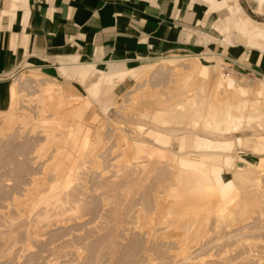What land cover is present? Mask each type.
Returning a JSON list of instances; mask_svg holds the SVG:
<instances>
[{"label":"rangeland","instance_id":"374dc122","mask_svg":"<svg viewBox=\"0 0 264 264\" xmlns=\"http://www.w3.org/2000/svg\"><path fill=\"white\" fill-rule=\"evenodd\" d=\"M239 10L254 26L264 28L259 0H238L237 15ZM213 13L214 26L203 35L201 50L192 54L209 53L215 60L176 59V67H163L166 63L159 59L150 61L147 64L155 65L146 75L128 88L114 86V95L89 94L88 86L100 75L89 76L81 86L52 81L40 69L24 65L9 76L21 78L10 79L18 86L17 98H10L12 105L0 113V264H264V148L253 150L257 137L264 136V50L246 41L236 15L226 20V15ZM221 17L227 27L223 33L215 26ZM192 61L217 65L209 75H202ZM228 76L254 86L244 94H233L232 100L246 101L248 109H234L237 122L224 132L227 140L243 138L250 143L244 140L231 150L215 152L234 160L233 168L222 164L233 180V190L221 201L233 194L234 202L228 209L229 202L223 203L226 206L220 202L219 213L214 211L219 207L215 199L209 209L201 199L180 203L169 195L177 183L173 155L197 159L210 152L187 150L186 132L171 135L164 146L146 130L156 128L155 113L163 116L164 128L188 130L189 114L196 106L206 110L208 102L216 103L214 81ZM48 84L56 88L58 99L45 93ZM259 87L260 94L254 91ZM83 103H88L84 114L71 112ZM179 103L186 106H178L184 110L172 118L169 112ZM209 117L200 116L190 128L219 139L218 117L211 118L216 125ZM137 141L162 155L134 151ZM238 169L244 170L245 178L235 176ZM212 207L216 208L209 212Z\"/></svg>","mask_w":264,"mask_h":264},{"label":"crops","instance_id":"0c3cea01","mask_svg":"<svg viewBox=\"0 0 264 264\" xmlns=\"http://www.w3.org/2000/svg\"><path fill=\"white\" fill-rule=\"evenodd\" d=\"M259 2L264 7V0ZM237 7L238 0H0V113L11 105L10 79L16 74L9 76L24 65L81 86L100 75L88 86L89 94L98 96L128 88L155 65L150 61L216 59L192 54L214 26L213 12L226 20L236 15L246 41L264 50V28L254 26L244 10L237 15ZM215 26L227 30L222 17ZM229 176L223 170L216 177L222 197L233 190Z\"/></svg>","mask_w":264,"mask_h":264},{"label":"bare ground","instance_id":"6f19581e","mask_svg":"<svg viewBox=\"0 0 264 264\" xmlns=\"http://www.w3.org/2000/svg\"><path fill=\"white\" fill-rule=\"evenodd\" d=\"M207 55V54H206ZM211 55V54H210ZM205 56V55H203ZM214 56V55H213ZM176 57V56H175ZM180 57V56H179ZM183 57V56H182ZM181 58V57H180ZM205 58V57H204ZM212 58V57H211ZM176 59L179 60V58H164L162 59L161 61H163L164 63H166L165 65H163V67H165L166 65H169L171 67H176ZM214 59V58H212ZM184 60V59H183ZM215 60V59H214ZM180 61H182V59H180ZM162 63V64H164ZM196 66L198 67V71L202 74V75H209L210 72H211V68H214L216 67L215 65H217L216 63H213L214 65L210 66V65H204L202 63H195ZM188 65V64H187ZM32 68V66H31ZM192 68V67H191ZM190 68V69H191ZM175 69V68H174ZM172 68V71L174 70ZM22 72V71H21ZM18 73V74H21ZM174 72V71H173ZM29 77V76H28ZM40 77V76H39ZM18 78H21V76H17V74L15 76H13V80H17ZM23 78V77H22ZM33 78V77H32ZM35 78V77H34ZM42 78V77H41ZM50 80L52 81H55L54 79H52L51 77H48ZM225 78V77H224ZM223 77L222 78H217L215 79L214 81V84L213 86L215 87V91H217L216 94H220V97H218L216 94L215 96L213 94L210 93L211 97L214 96V98H216V103L214 102L215 99L214 98H211L210 97V100L214 99L211 104V101H210V105H209V102H208V105L206 108V110L202 109V107H195V109L193 110V113L192 114H189L191 119H190V122H195L200 116H205V114H207L208 116H211V118L213 119L214 117H218V119H216L218 121V124L216 123L215 120H211V118L209 117V119L211 120L210 123L213 121L215 122V125L217 124L218 128L220 129L219 131H221V135L219 139H209L207 137H205L204 135L202 136L201 135V131L198 132L197 131H194V129H191L190 128V122L188 121V125H189V129L186 130V129H179V126L178 128L174 127V128H171V129H166L164 128V126H162V123H163V116H161V113H155L154 116H153V119H154V125L156 128H152V129H147L146 130V134L147 136H150L153 140H155L157 142V144H163L164 146L166 144H168L170 142V139H171V135H176L177 137H179V135L183 132H186L187 134V150H195V151H198L201 153L202 152H210V153H207L206 155H202L200 156V158H193L191 157L190 155H181V156H177V155H173V160L175 161V165L177 166V171H176V179L174 180L176 182L177 180V183L175 184V186L173 187V189L171 188V191L169 193V195L172 196V194L174 196H176L178 202L182 203V202H186V201H189L190 199L191 200H194L196 198L198 199H201L203 201L206 202L207 206L209 205L210 201L215 199V203L216 201L219 203V207L217 210H215L214 208L216 207H212L211 210H208L209 212L210 211H214L216 212H221L223 211V207L221 206L220 207V202L223 201L224 199L222 198L220 192H219V186H218V182H217V176H220L221 173L223 172V166L222 164L223 163H226L227 165H229V167L233 168L234 166V160H233V156H227V155H221L222 153H215V152H224V151H227V150H231L235 145H241L243 144L244 140H247V139H243V138H237L235 141L234 140H227V138L225 137L224 135V132H227L229 129L231 130V125H233V122L236 121V114L234 113V109H239L244 111L245 109H248L246 108L247 107V103L246 101H242V100H232V96L233 94H244L246 93L247 91H250L252 86L253 85V82L249 81V82H242V81H245V80H237L236 78H232V77H227L224 79ZM36 79V78H35ZM43 79V78H42ZM28 80V79H27ZM26 80V81H27ZM123 80V79H122ZM18 81V80H17ZM38 81V80H37ZM29 82V81H28ZM40 82V81H38ZM121 82V81H120ZM15 83V82H13ZM12 83V87H11V100L15 99L18 91L16 89V87L18 86H14V84ZM22 83H24L22 81ZM42 83V82H41ZM44 83V82H43ZM122 83V82H121ZM18 84V83H17ZM261 84V83H260ZM40 86V85H39ZM43 86V85H42ZM45 86V85H44ZM50 85L48 84L47 85V88L45 89L46 92L43 90V93H48V96L49 97H55L57 96V92H56V88L54 89L53 87H49ZM41 87V86H40ZM39 87V88H40ZM43 88V87H42ZM45 88V87H44ZM43 88V89H44ZM254 89V88H253ZM257 89V88H256ZM254 90V91H260V87L258 90ZM58 91V90H57ZM21 92H22V89H21ZM63 93V91H62ZM213 93V92H212ZM215 93V92H214ZM260 94V92H257ZM29 95V94H28ZM213 95V96H212ZM23 96V95H22ZM58 96H59V93H58ZM61 96V95H60ZM224 96V97H222ZM237 96V95H236ZM235 96V97H236ZM239 96V95H238ZM64 97V96H63ZM234 97V96H233ZM17 98V97H16ZM57 98V97H55ZM241 98V96H240ZM58 99V98H57ZM56 99V100H57ZM209 99V98H208ZM72 100V99H71ZM21 101V100H20ZM73 101V100H72ZM196 101V100H195ZM203 100H201L200 102L202 103ZM223 105L221 104V102H223ZM50 102V101H49ZM55 102V100H54ZM57 102V101H56ZM59 102V101H58ZM68 102V101H67ZM82 102V101H81ZM206 102V101H205ZM60 103V102H59ZM186 103V102H185ZM185 103H179L178 105L176 104L175 108H172L170 110V115L172 116H178V114H180L181 111L184 110V107L182 109L178 108V106H186ZM204 103V102H203ZM253 103V102H252ZM256 103H259V102H256ZM264 102H262L263 104ZM56 104V103H54ZM198 104V103H197ZM249 105H251L250 103H248ZM12 105V104H11ZM10 105V106H11ZM58 105V104H56ZM200 105V104H199ZM205 105V104H203ZM257 105V104H256ZM19 106V105H18ZM60 106V105H59ZM58 106V108H59ZM74 106V105H73ZM73 106L71 105V107L73 108ZM86 103H83L82 105L80 106H75L73 108V111L71 112H75V113H80L81 111L83 112L86 107ZM195 106V105H194ZM25 107V106H24ZM55 107V106H54ZM60 107H63V106H60ZM67 107V106H66ZM204 107V106H203ZM57 108V107H55ZM245 108V109H244ZM256 108V107H254ZM259 110L258 112L261 113L260 109L264 108L263 105H262V108L259 109V107H257ZM64 109V107L62 108ZM69 109V107H68ZM193 109V108H192ZM214 109V110H213ZM65 110V109H64ZM70 110H72L70 108ZM254 110V109H253ZM42 111V110H41ZM51 111V110H50ZM66 112V111H65ZM70 112V111H69ZM81 112V113H82ZM264 112V110L262 111ZM183 113V112H182ZM191 113V112H190ZM255 113V112H254ZM68 114V113H67ZM84 114V112H83ZM160 114V115H159ZM185 114V113H184ZM183 114V117H185ZM240 114V113H239ZM248 114V113H247ZM81 116H83L82 114H80ZM188 115V116H189ZM193 117H192V116ZM241 115V114H240ZM249 115V114H248ZM12 117V116H11ZM17 117V116H16ZM24 117V116H23ZM251 117V116H250ZM63 118V117H62ZM180 118V117H179ZM214 118V119H215ZM241 118V117H240ZM243 118V117H242ZM259 118V117H258ZM181 119V118H180ZM183 119V118H182ZM207 119V118H206ZM261 119V118H260ZM244 120V119H243ZM14 121V120H13ZM55 121V120H54ZM207 121V120H206ZM4 122V121H3ZM212 122V123H213ZM237 122V121H236ZM235 122V123H236ZM208 124V122H205L204 124ZM209 123V124H210ZM65 124V123H64ZM160 124V125H159ZM194 124V123H193ZM192 124V125H193ZM208 124V125H209ZM241 124V123H240ZM8 125V124H7ZM18 125V124H17ZM58 125V124H57ZM203 125V124H202ZM9 126V125H8ZM197 126V125H193V128ZM207 126V125H206ZM25 127V125L23 126ZM73 127V126H72ZM188 127V126H187ZM215 127V126H214ZM264 127V126H263ZM13 128V127H12ZM20 128V127H19ZM54 128V126H53ZM141 130L144 129L143 126H140L139 127ZM170 128V127H169ZM233 128V127H232ZM237 128V127H236ZM47 129V128H46ZM58 129V128H57ZM73 129V128H72ZM137 129V128H136ZM146 129V127H145ZM144 129V130H145ZM5 130V129H4ZM54 130V129H53ZM59 130V129H58ZM218 130V129H217ZM20 132V131H19ZM53 132V131H52ZM55 132V131H54ZM79 132H81L80 130H78V134H80ZM8 133V132H7ZM76 133V132H75ZM220 133V132H219ZM52 134V133H50ZM54 134V133H53ZM56 134V133H55ZM74 134V133H73ZM231 134V133H230ZM76 135V134H75ZM208 135V134H207ZM260 135V134H259ZM69 137V136H68ZM75 137V136H74ZM73 137V138H74ZM80 137H82L80 135ZM86 137H88V135H86ZM49 139L51 137H48ZM76 138V137H75ZM226 138V139H225ZM69 139V138H68ZM255 139V138H254ZM65 140V139H64ZM80 141H84L83 143H85V138H82L80 139ZM79 141V142H80ZM246 142V141H245ZM252 142V141H251ZM256 142L257 144L254 147L253 150L258 151V150H262L264 148V136L263 135H260L257 137L256 139ZM74 143V142H73ZM78 143V142H75V144ZM246 143H250L247 142ZM23 145V144H22ZM66 145V144H65ZM246 145V144H245ZM14 146V145H13ZM70 146V145H69ZM78 146V145H77ZM244 146V145H243ZM247 146V145H246ZM75 147V146H74ZM125 147V146H124ZM133 149L134 151L136 152H148L150 153L151 155H162V152L161 151H157V149H153L148 143L146 142H142V141H137L135 142V144H133ZM162 147V146H161ZM245 147V146H244ZM250 147V146H249ZM76 148V147H75ZM132 148V147H131ZM132 149V150H133ZM10 151V150H9ZM213 152V153H212ZM260 152V151H259ZM48 153V152H47ZM257 153V152H256ZM70 154V152H69ZM8 155V154H7ZM60 155V154H59ZM58 156V155H57ZM195 156V155H194ZM61 158V157H59ZM68 158V157H67ZM53 159V158H52ZM235 159V158H234ZM54 160V159H53ZM78 160V159H77ZM57 161V160H56ZM59 161V160H58ZM61 161V160H60ZM54 162V161H53ZM68 162V161H66ZM71 162V161H70ZM174 163V162H173ZM56 164V163H55ZM60 165V167L63 165L62 163H58ZM65 164V163H64ZM49 165V164H48ZM52 165V163H51ZM58 166V165H57ZM64 166V165H63ZM172 166V165H171ZM251 167L252 166H255V165H250ZM52 167V166H51ZM66 167V166H65ZM228 167V166H227ZM48 168V167H47ZM58 168V167H57ZM62 168V167H61ZM60 169V168H59ZM64 169V167L62 168ZM60 169V171L62 170ZM176 169V168H175ZM71 170V169H70ZM73 170V169H72ZM65 171V169H64ZM67 171V170H66ZM243 169H238L234 174L236 177H240V178H245V177H242L244 176L245 174L243 173ZM44 172V171H43ZM57 172V170H56ZM62 172V171H61ZM58 173V172H57ZM60 173V172H59ZM247 173V172H246ZM62 174V173H60ZM68 174V173H67ZM255 174V173H254ZM64 176V174H63ZM71 176V175H70ZM69 176V177H70ZM247 176V175H246ZM258 176V174H257ZM230 177V176H229ZM256 177V175H255ZM254 177V178H255ZM61 178V177H60ZM223 178V177H222ZM225 178V177H224ZM238 178V179H240ZM237 179V178H236ZM247 179V178H246ZM252 179V177H251ZM241 181V180H240ZM244 181V180H242ZM229 182V181H227ZM257 182V181H256ZM41 183V182H40ZM55 185V184H54ZM177 185V186H176ZM226 186V185H225ZM228 186V185H227ZM55 187V186H54ZM95 187V186H94ZM61 188V187H60ZM66 188V187H65ZM51 189V188H50ZM56 189V188H55ZM63 189V188H62ZM170 190V189H169ZM36 191V190H35ZM57 191V190H56ZM55 193V191H53ZM52 192V193H53ZM46 193V192H45ZM58 193V192H56ZM80 194V193H79ZM26 195V194H25ZM56 195V194H55ZM233 195V194H232ZM230 196V198L228 200H225L227 201V203L229 202L228 204V207H225V208H229V205L234 202L233 199H234V196ZM235 195V194H234ZM28 196V195H27ZM50 196V195H49ZM29 197V196H28ZM53 197V196H52ZM38 198V197H37ZM59 198V197H58ZM236 198V197H235ZM54 199V198H53ZM25 200V199H24ZM29 200V199H28ZM56 200V199H55ZM58 201V200H56ZM70 201V200H69ZM224 201V202H225ZM60 202V201H59ZM65 202V201H64ZM76 202V201H75ZM223 202V203H224ZM17 203V202H16ZM56 203V202H55ZM63 203V202H62ZM222 203V202H221ZM222 203V204H223ZM236 203V202H235ZM52 204V202H51ZM60 204V203H59ZM226 204V203H225ZM233 204V203H232ZM231 204V206H232ZM210 205L212 206V203H210ZM17 206V205H16ZM60 206V205H59ZM210 206V207H211ZM214 206V205H213ZM217 206V205H216ZM223 206H226L223 204ZM18 207V206H17ZM73 207V206H72ZM210 207L208 206V208L210 209ZM222 208V209H221ZM50 209V208H49ZM59 211V209H58ZM67 211V210H66ZM56 212V211H55ZM208 212V214H210ZM219 212V213H220ZM48 213V212H47ZM17 214V213H16ZM213 214V213H212ZM181 218V216H180ZM182 220V219H181ZM179 222H180V219H179ZM186 224V223H185ZM184 224V225H185ZM232 224V223H231ZM227 225V224H226ZM244 225H247V224H244ZM181 226V225H180ZM177 228V227H176ZM261 228V227H260ZM262 229V228H261ZM35 231V230H34ZM38 238V237H37ZM200 245V244H199ZM187 250V249H185ZM185 250H183L185 252ZM183 252V253H184ZM190 253V252H189ZM163 255V254H162ZM161 258V257H160ZM193 258V257H192ZM191 258V259H192ZM195 259V258H194ZM189 260V259H188ZM211 260V259H210ZM219 264V263H218Z\"/></svg>","mask_w":264,"mask_h":264}]
</instances>
